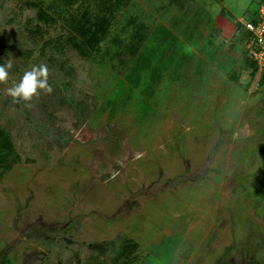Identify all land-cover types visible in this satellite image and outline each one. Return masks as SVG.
Listing matches in <instances>:
<instances>
[{"label": "rangeland", "instance_id": "obj_1", "mask_svg": "<svg viewBox=\"0 0 264 264\" xmlns=\"http://www.w3.org/2000/svg\"><path fill=\"white\" fill-rule=\"evenodd\" d=\"M124 1L85 57L67 20L95 1L54 11L52 0H0V64L12 63L0 129L18 155L0 171V264H109L125 240L119 264H264V84L252 85L236 27L264 0H192L207 13L188 0ZM131 15L151 30L199 24L182 49L193 57L156 55L166 67L151 95L125 79L135 56L124 52L121 70L114 55ZM40 64L53 91L13 102L7 89Z\"/></svg>", "mask_w": 264, "mask_h": 264}, {"label": "trees", "instance_id": "obj_2", "mask_svg": "<svg viewBox=\"0 0 264 264\" xmlns=\"http://www.w3.org/2000/svg\"><path fill=\"white\" fill-rule=\"evenodd\" d=\"M96 4L94 10H83L79 14H71L68 18L67 23L69 26L70 36L67 38V42L73 48H75L78 53L82 56L87 57L91 52L95 51L99 46L100 42L106 37L109 33V29L113 24V19L116 15V12L120 10L124 5V0H93ZM191 2L192 0H188ZM54 11H58L60 6H70L74 0H52ZM191 3L194 4L199 13H207L200 5H196L194 1ZM204 11V12H203ZM254 13V12H253ZM249 14V17L252 19L256 14ZM36 17L45 24H51L55 21V17L49 14L48 12L38 8L36 12ZM213 23H211L212 25ZM199 24H195L193 28H190L187 25L185 28L180 26V22L172 24L170 26L158 23L154 26L153 30L147 25L146 22L137 21L135 16H128L126 24L123 25V32L127 33L128 39H120L119 36H116L113 39L118 45H124V50H120L114 53L118 58L119 66L121 70L128 68L129 62L124 61L123 57L126 52L131 57L136 58L135 67L133 69L128 68L125 79L133 86L140 88L141 91L145 94H153L154 87L158 83V75L161 74L166 66L160 62V56L156 55L162 51H171L175 52L176 55L170 53V55L177 56L180 54V59H188L193 57L194 53L187 51H182L183 45L186 43L184 41H189L190 37H195L200 35L198 30ZM237 28H242L240 22H237ZM184 36V37H183ZM127 41V42H126ZM208 43L201 47L198 41L193 38L191 44L193 47H197L200 52H203L204 55L208 54L214 56L217 53V49L213 48L212 39H207ZM188 45V44H186ZM173 52V53H174ZM155 59L156 64L153 65V60ZM172 60V59H171ZM159 61V62H158ZM128 65H127V64ZM250 63V62H249ZM251 67L252 64L250 63ZM161 67V72L160 68ZM150 69V70H149ZM149 70L147 79H144L142 71ZM143 85V86H142ZM149 104L141 103L142 108L148 106ZM18 155L15 152L14 143L7 133V131L0 129V171L9 169L15 161H17ZM93 250L105 253L107 250L103 244L95 243L91 244ZM130 244L129 241L123 242V245L117 248V254L113 259L112 263L109 264H119L118 260L124 258L128 260L130 255ZM94 264H107L106 260H97ZM120 264H132L129 261H123Z\"/></svg>", "mask_w": 264, "mask_h": 264}, {"label": "built area", "instance_id": "obj_3", "mask_svg": "<svg viewBox=\"0 0 264 264\" xmlns=\"http://www.w3.org/2000/svg\"><path fill=\"white\" fill-rule=\"evenodd\" d=\"M239 22L245 33L242 55L252 64V85L257 87L264 84V4L252 19L248 17Z\"/></svg>", "mask_w": 264, "mask_h": 264}, {"label": "clouds", "instance_id": "obj_4", "mask_svg": "<svg viewBox=\"0 0 264 264\" xmlns=\"http://www.w3.org/2000/svg\"><path fill=\"white\" fill-rule=\"evenodd\" d=\"M11 68L12 63L10 60L7 63L0 64V82L8 79ZM39 90H44L47 93L53 91L48 82V68L44 64L26 70L18 83L7 89V94L13 98V102L18 103L21 100L30 102L34 96L39 95Z\"/></svg>", "mask_w": 264, "mask_h": 264}, {"label": "crops", "instance_id": "obj_5", "mask_svg": "<svg viewBox=\"0 0 264 264\" xmlns=\"http://www.w3.org/2000/svg\"><path fill=\"white\" fill-rule=\"evenodd\" d=\"M257 12V11H256Z\"/></svg>", "mask_w": 264, "mask_h": 264}]
</instances>
